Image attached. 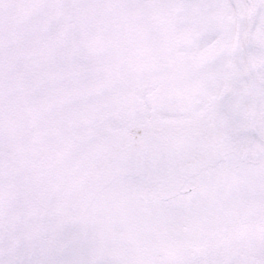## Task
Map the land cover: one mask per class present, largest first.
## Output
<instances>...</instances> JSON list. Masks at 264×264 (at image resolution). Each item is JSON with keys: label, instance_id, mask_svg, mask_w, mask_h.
Instances as JSON below:
<instances>
[{"label": "snow or ice", "instance_id": "6c2138e0", "mask_svg": "<svg viewBox=\"0 0 264 264\" xmlns=\"http://www.w3.org/2000/svg\"><path fill=\"white\" fill-rule=\"evenodd\" d=\"M0 264H264V0H0Z\"/></svg>", "mask_w": 264, "mask_h": 264}]
</instances>
